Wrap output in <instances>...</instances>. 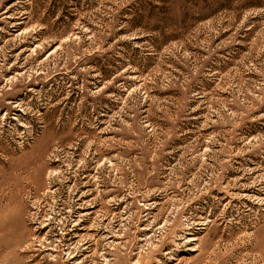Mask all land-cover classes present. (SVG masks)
Wrapping results in <instances>:
<instances>
[{
    "label": "rangeland",
    "instance_id": "obj_1",
    "mask_svg": "<svg viewBox=\"0 0 264 264\" xmlns=\"http://www.w3.org/2000/svg\"><path fill=\"white\" fill-rule=\"evenodd\" d=\"M0 264H264V0H0Z\"/></svg>",
    "mask_w": 264,
    "mask_h": 264
}]
</instances>
